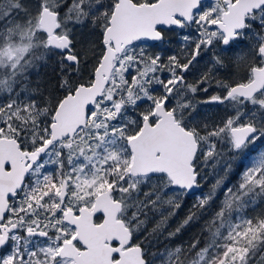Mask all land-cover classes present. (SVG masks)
<instances>
[{"label": "snow or ice", "instance_id": "6c2138e0", "mask_svg": "<svg viewBox=\"0 0 264 264\" xmlns=\"http://www.w3.org/2000/svg\"><path fill=\"white\" fill-rule=\"evenodd\" d=\"M245 40L246 74L207 101L225 117L198 121L190 94ZM49 61L55 85L30 89ZM221 161L193 205L223 185L203 245L152 253L148 213L178 209ZM0 250V264H264V0H0Z\"/></svg>", "mask_w": 264, "mask_h": 264}, {"label": "trees", "instance_id": "16d2710c", "mask_svg": "<svg viewBox=\"0 0 264 264\" xmlns=\"http://www.w3.org/2000/svg\"><path fill=\"white\" fill-rule=\"evenodd\" d=\"M25 3L34 4L35 0H24ZM78 39H83L78 36ZM159 50V49H157ZM163 54V53H162ZM229 64V63H228ZM54 61H49L48 66L40 67L38 70H33L29 73V86L30 89H35L38 85L41 89L44 87H51L56 83L57 73L53 71ZM209 66H203V73L207 71ZM237 64L230 63V70L232 73L237 74L240 73V69H237ZM224 72H218V79L227 80V78L223 74ZM231 75H234L232 74ZM188 82L195 83L196 80L189 79ZM219 89L216 86L215 82H212V86L210 87L207 93L197 92L198 96L193 98V101L196 99L198 102V106L194 108V114L197 115L198 121L203 122H219L226 115V109L223 105H217L208 103L207 101L210 99L211 95L219 94ZM239 161H235L233 164V171L235 172ZM223 161L220 164L213 167V165L209 164L204 167L202 170V175L199 177V190L195 195L186 194L180 198V207L173 208L168 205H164L158 210L152 211L148 213L146 223L142 226V232L139 233L141 239L145 236H148L150 239L154 241V243L150 247V251L152 253H156L158 251H163L165 247H175V246H183L187 247L188 245L194 243L199 240L201 245H203L204 241L207 239V227L209 222L215 215V212L219 209L221 201L224 196V187L223 185L217 189L216 198L211 206L204 211L199 209H193V205L197 203L198 197L202 194H206L211 189L212 185L215 184L216 180L223 176ZM238 182V177L235 175H231L225 181V183L231 185L236 184ZM191 211H195L197 213L196 218L184 225L180 232L176 233L174 236H169V233L175 232V230L180 227L186 217L190 214ZM166 218V220H165ZM164 223L161 225L159 231L155 233V235H150L154 228L162 221ZM157 264L159 262L157 261Z\"/></svg>", "mask_w": 264, "mask_h": 264}, {"label": "flooded vegetation", "instance_id": "af4514ba", "mask_svg": "<svg viewBox=\"0 0 264 264\" xmlns=\"http://www.w3.org/2000/svg\"><path fill=\"white\" fill-rule=\"evenodd\" d=\"M204 2L206 4H212L214 3V0H204ZM169 39L172 41L171 44L169 45H165L164 47L169 49L170 51L163 53V55H168L171 54V51H176L179 49V45L176 43V41L179 39L175 33H172L169 35ZM251 41L249 40H245L243 42H241L238 45H233L231 47L230 51H227L225 53H223L224 57H225V68H221L219 71L215 72V79H213L212 82H215L216 79H218V72L223 71L224 76L227 78V81H231L233 79H238L242 76H244L245 73V66H244V60H250L251 55L249 52V45H250ZM223 47V46H221ZM243 58V59H241ZM210 59V56H205L203 60H201L196 67L187 75V79H191V80H198L199 77L201 76V74L203 73V66L207 65L209 66V68H211L212 66L210 64H208V60ZM229 63V64H228ZM230 63H235L238 65L239 63V67L237 66V69H240V73L234 74L231 72L230 70ZM234 74V75H231ZM190 83V82H189ZM190 96H192V98H196L198 96L197 93L195 94H190ZM209 101V100H208ZM209 103V102H208ZM193 104L195 105V109L198 106V102L196 101V99L193 101ZM213 104V103H212ZM2 251V250H1Z\"/></svg>", "mask_w": 264, "mask_h": 264}, {"label": "water", "instance_id": "95a60500", "mask_svg": "<svg viewBox=\"0 0 264 264\" xmlns=\"http://www.w3.org/2000/svg\"><path fill=\"white\" fill-rule=\"evenodd\" d=\"M198 190H199V187L196 188V189H194V190H192V191L189 192L188 194H190V195H195V194L198 192ZM0 251H1V250H0Z\"/></svg>", "mask_w": 264, "mask_h": 264}, {"label": "rangeland", "instance_id": "374dc122", "mask_svg": "<svg viewBox=\"0 0 264 264\" xmlns=\"http://www.w3.org/2000/svg\"><path fill=\"white\" fill-rule=\"evenodd\" d=\"M251 59V58H250Z\"/></svg>", "mask_w": 264, "mask_h": 264}]
</instances>
